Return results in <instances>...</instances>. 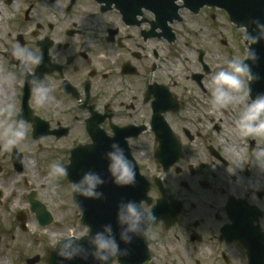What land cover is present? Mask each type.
<instances>
[{
  "label": "flooded vegetation",
  "instance_id": "flooded-vegetation-1",
  "mask_svg": "<svg viewBox=\"0 0 264 264\" xmlns=\"http://www.w3.org/2000/svg\"><path fill=\"white\" fill-rule=\"evenodd\" d=\"M104 6L100 0H0V133L13 122L26 132L10 149L0 142V174L7 172V179L0 177V205L8 197L16 201L8 202L15 206L11 220L35 236L37 251L54 247V202L24 177V156L54 154V131L64 127L62 138L79 131L86 142L87 119L103 115L99 127L107 134L117 126L128 135L151 206L159 201L166 208L147 231L156 261L147 264H264V167L250 158L264 136L244 137L248 157H241L218 124L208 130L191 115L184 90L163 67L182 38L174 27L182 20L170 24L171 40L167 28L155 27L151 8L135 5L124 19L116 4ZM16 45L42 52L34 71L51 88L48 103L34 102L27 70L10 55ZM202 79L196 86L206 93ZM158 138L165 140L161 163ZM12 155L21 156L19 164ZM30 198L39 205L35 211ZM45 212L53 220L42 227L36 215Z\"/></svg>",
  "mask_w": 264,
  "mask_h": 264
},
{
  "label": "clouds",
  "instance_id": "clouds-1",
  "mask_svg": "<svg viewBox=\"0 0 264 264\" xmlns=\"http://www.w3.org/2000/svg\"><path fill=\"white\" fill-rule=\"evenodd\" d=\"M251 23L254 25V34L249 33L247 24L239 26L241 41L245 47L243 56L226 58L223 61L225 66L212 74L210 104L218 112L229 105L239 107V113L233 118L232 125L239 136L255 139L257 136H264V92L257 93L254 98L250 96V84L260 79L259 75L252 71V65L256 63L259 56L250 46L264 41V23L260 20H254ZM10 55L21 68L27 70L25 74L31 85L34 102L37 105L48 103L52 99L51 88L34 71V68L42 62V52L16 45L12 48ZM12 79L15 77L13 76ZM13 108L14 104L10 103L6 110L11 112ZM25 135L23 123L13 122L5 125L0 138H2L3 146L10 149L21 143ZM140 155H144L142 150ZM103 158L106 161L107 180H110L113 185L121 188L136 185L135 162L129 159L119 142L113 141L109 144ZM250 158L264 167V145L255 148ZM47 175L52 180L57 177H67L68 168L65 164L54 161L49 165ZM107 180L100 172L88 170L79 179L70 181L69 191L73 196L102 200L104 193L100 189ZM155 221V215L145 208L142 202L131 199L122 200L116 205L115 222L118 227L116 234L113 233L112 224L106 223L91 235H89L90 229L87 230L85 233L88 237L87 248L79 243L80 237L68 235L63 240L53 238L52 243L56 246L53 250L61 259V264L63 261H71L77 257L84 262L91 257L93 264H112L114 259L119 260L127 255V250L120 248L119 243L130 244L134 238L142 236L147 225Z\"/></svg>",
  "mask_w": 264,
  "mask_h": 264
},
{
  "label": "rangeland",
  "instance_id": "rangeland-1",
  "mask_svg": "<svg viewBox=\"0 0 264 264\" xmlns=\"http://www.w3.org/2000/svg\"><path fill=\"white\" fill-rule=\"evenodd\" d=\"M180 14L183 23H176L174 27L176 31L180 29L182 38L177 42V48L170 51V58L163 66L164 72L169 76L171 82L176 83L184 90V99L187 100L186 106H188L191 115L206 124L208 130H211V124H218L223 133L226 136H231L234 139L233 142L237 143L234 146L235 154L248 157L244 153L246 140L237 134L232 125L233 118L239 113V107L229 105L218 112L210 104L212 74L220 67L225 66L223 61L226 58L243 56L245 52L240 30L229 20L226 12L220 9L206 7L195 15L181 10ZM199 50L204 52L203 61L211 69L210 73L203 77V83L209 89L207 94L199 91L196 82L191 77L192 74L203 73L198 60ZM193 104L196 105V108L192 107ZM0 142L3 141L0 140ZM78 142H84V137L79 131H76L59 140L54 138V154L52 155L40 154L36 151L30 152L28 147L33 150L36 146H25L28 153L24 156L26 167L23 174H27L30 181L43 185L44 191H48L51 195L50 199L54 202V221L56 222L54 223V238L56 240L68 235L81 237L86 233L79 221V212L74 207L72 193L69 191L70 184L66 178L57 177L52 180L47 175L52 162L58 161L63 164L68 162V150ZM48 144L50 145V141ZM5 159L7 160V157ZM0 164H3L1 157ZM5 173L7 172L0 174L3 180L7 179ZM39 184L37 185L39 186ZM13 201L11 197H8L6 203L0 205V264H26L24 258L35 254L42 258L37 264H46L45 251H37V248L32 244L35 236L30 232L23 233L16 224H13L10 215L15 207L10 205ZM14 202L16 203V201ZM74 229L76 231H73ZM39 238L44 239L43 237ZM40 239L37 238L36 242Z\"/></svg>",
  "mask_w": 264,
  "mask_h": 264
},
{
  "label": "water",
  "instance_id": "water-1",
  "mask_svg": "<svg viewBox=\"0 0 264 264\" xmlns=\"http://www.w3.org/2000/svg\"><path fill=\"white\" fill-rule=\"evenodd\" d=\"M176 0H150L153 4L156 19L166 21L168 18L172 21L177 16V11L180 6L175 4ZM108 2H112L109 0ZM183 7H186L194 12L198 11L204 5H211L222 8L228 14L230 20L239 27L240 25L247 24L249 26V33L254 34V25L251 23L254 20H260L264 23V0H182ZM254 48L259 56V59L252 65V71L258 74L260 79L250 84L252 98L259 92H264V41L257 42V44L250 46ZM247 63V61H245ZM96 121L88 126L92 143L89 145L77 146L70 151L69 163L66 165L68 168L67 179L75 181L88 170L100 172L107 180V173L105 172L106 161L103 154L108 150L109 144L113 141L119 142L125 149V154L129 156L126 141L121 136L119 130L114 131L113 137H107L100 130L96 129ZM130 159V157H129ZM137 183L134 187H117L107 180L105 185L100 189L104 193L102 200H89L83 197L73 196L76 207L81 212V222L90 228V233H95L101 225L110 223L113 227V233L118 232V227L115 222L116 205L122 200H134L137 202L146 201L150 199L146 197L148 186L144 179L139 175L138 168L135 165ZM152 213L157 215L156 207ZM157 221V217H156ZM155 221V222H156ZM154 222V223H155ZM154 223L147 225L144 228L142 236L134 238L130 244L119 243V247L127 250V255L121 257L118 262L122 264H140L146 263L148 260L146 252L145 231ZM88 237H82L79 241L85 248L87 245ZM49 264H61V259L57 256L56 252L50 251L47 254ZM36 259H32L29 264L33 263ZM62 264H93L91 257L87 262L82 261L79 257L71 261H63Z\"/></svg>",
  "mask_w": 264,
  "mask_h": 264
}]
</instances>
